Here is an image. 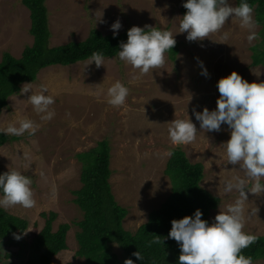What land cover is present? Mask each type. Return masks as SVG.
Segmentation results:
<instances>
[{
    "label": "rangeland",
    "instance_id": "374dc122",
    "mask_svg": "<svg viewBox=\"0 0 264 264\" xmlns=\"http://www.w3.org/2000/svg\"><path fill=\"white\" fill-rule=\"evenodd\" d=\"M183 3L184 0H47L53 33L51 46L84 41L94 29L113 34L111 25L117 20L122 24L118 34L132 26H159L172 32L182 44L177 60L172 61L165 53L163 69L136 80L133 75H138L137 70L118 56L104 58L105 66L99 68L94 62L86 67L88 59L53 66L57 70L43 69L40 78L31 85L34 91L46 85L47 94L54 96L51 109L55 115L50 121L40 119L26 95L12 96L9 106L0 111V128L20 119H31L39 125L34 136L25 133L20 139L0 146V169L20 171L32 181L35 206L25 209L17 205L7 209L29 220V228L22 235L25 241L33 238L34 231L44 228L43 212L58 214L53 231L61 223L71 224L68 249L55 255L58 264L84 261L77 255L80 230L77 222L84 217L74 202V191L83 186V162L77 154L90 151L106 138L111 146L112 189L116 200L129 208L124 220L127 230L136 232L173 191V182L165 172L170 159L166 153L176 147L167 133L173 119L190 118L198 129L195 140L182 146L193 163L204 164L201 186L222 198L219 208L211 212V222L220 209L239 197L236 191L223 193L225 180L244 175L239 165H226L222 143L230 138L228 126L222 125L219 132L205 133L199 130L193 109L200 112L205 107L215 109L219 97L217 82L232 71L249 82L264 81V66L252 64V47L260 42L263 27L257 23L253 11L257 39L252 43L247 40L248 30L235 20L226 22L220 32L209 38L189 42L187 33L175 34L183 16ZM230 3L237 6V0ZM31 25V12L23 0H0V61L5 51L21 57L25 48L33 44ZM225 32L229 34L226 41ZM201 61L207 77L201 74ZM256 71L262 73L259 78L254 74ZM117 80L129 89L126 103L119 108L108 104L106 96V90ZM26 152L30 160H25ZM248 198L243 230L264 235V195L250 193ZM113 248L124 263L123 251L117 245ZM32 260H37L34 249L30 254ZM252 264H264V260Z\"/></svg>",
    "mask_w": 264,
    "mask_h": 264
},
{
    "label": "clouds",
    "instance_id": "9594fccd",
    "mask_svg": "<svg viewBox=\"0 0 264 264\" xmlns=\"http://www.w3.org/2000/svg\"><path fill=\"white\" fill-rule=\"evenodd\" d=\"M183 7L187 11L181 17L179 31L175 34L187 33L186 39L189 42L209 38L211 34L220 32L230 20L238 21L241 28L248 30L249 43L257 39L254 10L247 0H240L238 6H233L230 0H184ZM121 27L119 20L111 25L114 37L118 35ZM228 36L225 32L223 40L226 41ZM175 44V35L170 31L151 26H132L127 31L126 42L121 41L119 44L118 58L137 70L138 75H133L136 80L149 72L154 73L156 69H163L165 53L172 50ZM104 58L106 57L101 53L95 52L86 67L93 62L98 68L105 66ZM200 64L201 74L207 77V69L203 67L202 61ZM254 74L259 78L262 73L256 71ZM217 88L219 97L216 108L209 110L205 107L202 112L193 109L195 119L199 122V130L205 133L219 132L222 125L228 126L230 138L222 143L226 165H239L244 175L225 180L223 193L236 191L239 197L223 210L220 209L211 223L202 219L203 213L200 209L191 216L172 220L168 238L174 239L179 245L178 264H252L251 259L241 253L257 239L243 230L248 196L250 193L256 196L264 195V81L249 82L238 72L232 71L218 80ZM47 93L46 85H41L39 91H34L31 82L23 84L19 93L26 95L42 121H50L55 115L51 109L55 103L54 96ZM128 95V87L119 80L106 90L107 103L116 108L126 103ZM38 128L39 125L33 120L20 119L0 128V133L7 136H23L25 133L34 136ZM197 131L190 118L173 119L167 129L168 138L175 146L191 144ZM166 155L171 157L174 153L169 151ZM24 158L30 160L27 152L24 153ZM31 183V179L20 171L8 170L0 173V209L6 211L17 205L25 209L34 207ZM22 235L7 236L6 240H10L12 244L22 243L24 251L30 255L34 249L33 241H25ZM159 243L161 241L157 235L149 241V246ZM38 252L35 251L36 261L41 264L42 252ZM133 255L138 260H144L140 251L134 252ZM124 264H134V261L129 258Z\"/></svg>",
    "mask_w": 264,
    "mask_h": 264
},
{
    "label": "trees",
    "instance_id": "16d2710c",
    "mask_svg": "<svg viewBox=\"0 0 264 264\" xmlns=\"http://www.w3.org/2000/svg\"><path fill=\"white\" fill-rule=\"evenodd\" d=\"M31 12V33L34 36L32 45L27 46L21 57L5 51L0 61V111L9 106V99L20 93L24 83L38 80L40 71L51 65H71L91 58L99 52L103 57L118 56L119 44L127 40V29L115 37L104 34L98 29L91 31L84 41H72L59 46H51L53 37L50 25V14L47 0H23ZM256 12V21L263 27L260 42L253 49L254 66H264V0H247ZM240 0H237V6ZM182 14L186 9L181 7ZM155 28L161 30L159 26ZM181 42L176 44L168 55L172 61L177 60L181 50ZM20 136H7L0 133V146L16 141ZM172 155L165 170L170 176L173 191L169 199L154 210L146 223L132 232L125 229L124 220L129 214V208L121 205L113 192L110 177L113 170L111 163V146L109 139L98 143L97 147L77 157L83 162L81 180L82 188L75 190L74 202L82 209L84 217L77 222L80 230L77 232L79 249L77 255L84 258L82 264H124L120 256L113 251L117 245L126 259H132L134 264H178L180 248L174 239L168 238L173 219L191 216L197 209L203 213L202 219L211 223L212 210L218 209L222 198L201 186L205 177V167L202 162L193 163L183 146L172 149ZM0 169V173H3ZM46 224L40 232H35L32 238L33 248L40 251L41 264H58L54 256L68 249L67 234L70 223H61L53 231V222L58 214L55 211L42 213ZM29 220L15 216L9 211L0 209V237L24 234L29 228ZM254 235L256 242L242 250V255L251 262L264 260V235ZM159 235L161 243L149 246V241ZM140 251L144 260H138L133 253ZM39 253V252H38ZM31 264H38L33 260Z\"/></svg>",
    "mask_w": 264,
    "mask_h": 264
},
{
    "label": "flooded vegetation",
    "instance_id": "af4514ba",
    "mask_svg": "<svg viewBox=\"0 0 264 264\" xmlns=\"http://www.w3.org/2000/svg\"><path fill=\"white\" fill-rule=\"evenodd\" d=\"M15 245L17 248H15ZM22 243H14L6 240V237H0V263L2 264H26V251ZM28 249V247H27ZM8 259V260H7Z\"/></svg>",
    "mask_w": 264,
    "mask_h": 264
},
{
    "label": "crops",
    "instance_id": "0c3cea01",
    "mask_svg": "<svg viewBox=\"0 0 264 264\" xmlns=\"http://www.w3.org/2000/svg\"><path fill=\"white\" fill-rule=\"evenodd\" d=\"M12 54H13V53H12ZM13 55H14V54H13ZM53 66H57V65H52V66H49V67L55 70L56 68H54ZM59 66H61V65H59ZM49 67H48V68H49ZM44 69H45V68H44ZM56 70H57V69H56ZM42 71H43V69L40 71L39 76H38V79L40 78V75H41V72H42ZM65 250H67V249H65ZM62 251H63V250H62ZM53 259H54V261L57 263V261H56V259H55V256H54ZM25 262L28 263V264L31 262V261H30V255H29V254H27V256H26V258H25Z\"/></svg>",
    "mask_w": 264,
    "mask_h": 264
}]
</instances>
